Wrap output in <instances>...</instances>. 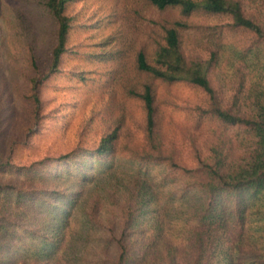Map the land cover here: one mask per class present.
I'll return each mask as SVG.
<instances>
[{"label":"trees","instance_id":"16d2710c","mask_svg":"<svg viewBox=\"0 0 264 264\" xmlns=\"http://www.w3.org/2000/svg\"><path fill=\"white\" fill-rule=\"evenodd\" d=\"M78 1L0 0V264H264V0H140L178 14L85 52L104 116L73 127Z\"/></svg>","mask_w":264,"mask_h":264},{"label":"rangeland","instance_id":"374dc122","mask_svg":"<svg viewBox=\"0 0 264 264\" xmlns=\"http://www.w3.org/2000/svg\"><path fill=\"white\" fill-rule=\"evenodd\" d=\"M73 7L71 14L74 15L72 24L75 29L71 33L70 44L77 48L78 56L70 59L66 68L83 70L84 81L77 83L69 78L57 77L54 80L56 91L49 93L61 114L69 116L68 119L75 127L89 116V106L92 104L99 108L96 109L99 110L97 114L104 116L102 104L106 101L107 90L101 88V82L109 61L85 57V52L95 49L96 53L101 47H94L93 44L108 37L112 42L102 52L113 50L112 46L116 43L118 46L124 44V47L129 48L126 53L128 57H125L131 59L134 50L146 46L149 41L147 31L150 17L159 20L173 18L178 13L176 10L158 12L140 0H79ZM128 39L131 43L127 42ZM4 71L0 72V82L7 79L9 83L7 64H4ZM32 227L35 228L36 224Z\"/></svg>","mask_w":264,"mask_h":264}]
</instances>
